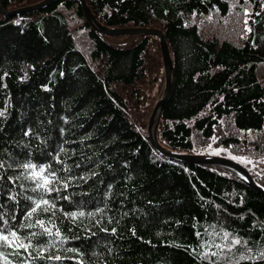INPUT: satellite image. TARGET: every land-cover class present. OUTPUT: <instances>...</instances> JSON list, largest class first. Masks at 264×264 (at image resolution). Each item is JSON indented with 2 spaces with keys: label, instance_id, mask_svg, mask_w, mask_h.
Segmentation results:
<instances>
[{
  "label": "trees",
  "instance_id": "16d2710c",
  "mask_svg": "<svg viewBox=\"0 0 264 264\" xmlns=\"http://www.w3.org/2000/svg\"><path fill=\"white\" fill-rule=\"evenodd\" d=\"M38 1L0 4L11 11ZM86 1L107 26L165 33L174 76L158 123L162 145L192 153L194 133L209 138L230 118L261 134L264 156V0H238L251 29L240 44L188 21L226 15L235 0ZM72 9L93 42L91 60L74 40ZM164 86L159 38L103 34L79 0L0 12V234L31 243L18 255L0 247V264H264V195L241 175L151 145L149 118ZM250 173L264 187V176ZM43 177L47 188L37 187ZM224 231L247 244L221 253Z\"/></svg>",
  "mask_w": 264,
  "mask_h": 264
},
{
  "label": "rangeland",
  "instance_id": "374dc122",
  "mask_svg": "<svg viewBox=\"0 0 264 264\" xmlns=\"http://www.w3.org/2000/svg\"><path fill=\"white\" fill-rule=\"evenodd\" d=\"M249 11L248 5H240L238 0H235L226 15H220L219 12L213 11L206 15H193L188 21L196 23L205 34L217 35L222 39L240 44L249 33ZM66 15L76 44L91 60L93 42L87 28L80 26L83 22L81 16L75 9L66 10ZM153 48L155 49L154 44ZM157 86V84H154L153 93H156ZM232 134L238 135L239 141L224 145V138ZM260 135L258 132L239 130L230 118H224L213 136L207 138L198 132L194 133L192 153L234 159L250 171L259 172L264 176V156L261 149L257 148ZM217 167L226 172L235 173L233 168L224 165H218ZM230 238L232 237L230 236ZM222 244L226 245L225 242H222Z\"/></svg>",
  "mask_w": 264,
  "mask_h": 264
},
{
  "label": "water",
  "instance_id": "95a60500",
  "mask_svg": "<svg viewBox=\"0 0 264 264\" xmlns=\"http://www.w3.org/2000/svg\"><path fill=\"white\" fill-rule=\"evenodd\" d=\"M53 0H41L33 4L25 5L23 7H19L13 9L11 11H6L2 5L0 4V12L2 13H21L33 9H37L47 5L49 2ZM82 10L87 18V20L91 23V25L100 31L103 34L108 35H122V34H135V33H148L156 35L160 40L162 56L164 60L165 67V89L161 98L157 101L154 109L151 113L148 123V136L150 138L151 145L156 148L160 153L167 155L169 157H174L183 161H193L204 164H212L215 166L224 165L230 168H233L236 173L243 176L244 179L248 182V184L256 189L258 192L264 195V187L253 178L250 171L240 162L222 157V156H211V155H203L197 153H185L173 151L171 149L166 148L164 145L160 143L157 138V129L160 118V112L164 102L169 98L172 88H173V76H174V65L170 53V48L168 45V41L166 39L165 33L157 27H145V26H127V27H110L103 23H101L97 17L93 14L86 0H79Z\"/></svg>",
  "mask_w": 264,
  "mask_h": 264
},
{
  "label": "snow or ice",
  "instance_id": "6c2138e0",
  "mask_svg": "<svg viewBox=\"0 0 264 264\" xmlns=\"http://www.w3.org/2000/svg\"><path fill=\"white\" fill-rule=\"evenodd\" d=\"M248 31H251V29H248ZM0 115H2V113H0ZM0 167H2V164H0ZM24 167H26V168H34L35 166L32 165V164H27V165H24ZM43 171L44 170L41 169L39 173L33 172L32 173L33 178H36L38 176H42ZM43 180H44V183L43 184H38L37 187H45V188H47V186L51 183V181L47 177H43ZM48 190L51 191V189H48ZM42 204L47 205L48 201L47 200H42L40 202H36L35 207H33L31 209V211L28 213V215L31 216L32 213H35L38 209H41V205ZM48 210H49L48 208H44L43 209V211H45V212H47ZM70 215L73 217V219H75L77 217V215L83 216L84 213L83 212H80L78 214L77 213H71ZM37 223L41 227L44 226V222L43 221H37ZM113 231H115V230H113ZM45 232L48 235H52V232H51L50 229H45ZM32 235L35 236L36 234L33 233ZM56 235H59L58 231L56 232ZM230 236H231V234L229 232L224 231L223 232V239L226 240V241H229V244L228 245H224V244H216L215 245L216 248L220 249L221 253H225V248H227V252H231L233 246L241 245L242 243L243 244H247V241H242L241 239L235 238V237H232L229 240ZM10 237H11V239H10ZM0 242H3V243H0V247H5L6 246V247H14L15 249H17V251L14 253L16 255L19 254L18 250L20 248H24L25 250H27L29 247H31V243L30 242L28 244H25L23 241H21L19 239V237L17 236V234L15 232H11L9 235L0 234ZM208 255H209V253H205L204 257H202V258H207ZM210 255L211 256H216L217 253L216 252H211ZM0 256H3L2 252H0ZM245 258L246 257H244V256L240 257V259H245ZM260 258L264 259V252L260 253ZM56 259H59V257H56ZM249 259H250V257H249ZM9 264H10V262H9ZM214 264H215V262H214Z\"/></svg>",
  "mask_w": 264,
  "mask_h": 264
}]
</instances>
